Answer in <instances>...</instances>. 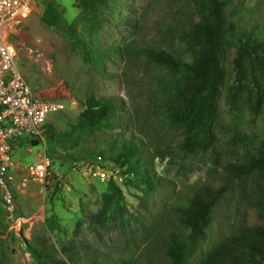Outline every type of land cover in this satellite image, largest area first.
<instances>
[{"label":"rangeland","instance_id":"374dc122","mask_svg":"<svg viewBox=\"0 0 264 264\" xmlns=\"http://www.w3.org/2000/svg\"><path fill=\"white\" fill-rule=\"evenodd\" d=\"M35 3L37 13L11 37L18 48V66L40 96L61 103L62 108L48 118L44 142L32 146L25 142L13 149L12 174L16 178L40 153L50 159L51 177L45 188L20 193L21 219L15 226L19 233L11 230L0 201V239L14 237L4 248L5 264H31L26 247L36 236L48 238L56 246L61 240L76 238L109 256L137 259L139 264H170L167 237L176 233L185 240L189 235L178 211L179 198L202 184H219L223 171L213 166L210 152L178 156L182 137L167 126L159 93L152 84L163 71L146 62L138 51L146 45H159L183 54V33L198 21L194 0H96L94 10L74 0ZM49 7L62 14L65 23L59 27L44 23L41 15ZM228 10L237 12L246 25L264 21V0H233ZM82 46L90 59H83ZM233 56L231 48L226 52L231 68ZM109 97L119 102L118 120L110 128L86 133L72 130L87 99ZM130 132L156 153L152 168L162 186L153 193L126 184L125 168L121 171L110 159L111 148ZM97 155L104 157L109 172L119 169L117 176L122 179L117 183L125 196L122 220L105 230L92 223L91 217L101 208L108 181L89 175L84 168ZM235 197L229 192L220 201L208 237L189 264L196 263L240 222ZM53 214L56 228L50 231L45 221Z\"/></svg>","mask_w":264,"mask_h":264},{"label":"trees","instance_id":"16d2710c","mask_svg":"<svg viewBox=\"0 0 264 264\" xmlns=\"http://www.w3.org/2000/svg\"><path fill=\"white\" fill-rule=\"evenodd\" d=\"M232 1L194 0L198 21L183 33V54L159 45H146L138 51L146 62L163 71L152 84L159 93L167 126L182 137L178 156L210 152L213 166L223 171L219 184H202L179 198L178 211L189 235L185 240L176 233L167 237L170 264L193 260L208 237L220 201L229 192L236 196L240 222L194 264H264V21L246 25L237 12L228 10ZM74 2L95 9L96 0ZM41 16L54 27L65 23L62 14L50 7ZM231 48L232 68L226 61ZM80 49L83 59H90L84 47ZM118 103L110 97L87 99L85 109L71 124L72 130L86 133L110 128L118 120ZM120 119L124 122L122 116ZM148 150L149 144L130 132L111 148L110 159L121 171L125 168L126 184L153 193L162 182L152 168L156 153ZM107 181L101 208L91 217V222L104 230L120 222L125 212L122 187L113 179ZM45 223L50 231L55 230V215ZM10 240H14L12 235L0 239V264H5L4 248ZM26 249L31 264H139L137 259L109 256L76 238L61 240L56 246L48 238L36 236Z\"/></svg>","mask_w":264,"mask_h":264},{"label":"built area","instance_id":"2783aa9c","mask_svg":"<svg viewBox=\"0 0 264 264\" xmlns=\"http://www.w3.org/2000/svg\"><path fill=\"white\" fill-rule=\"evenodd\" d=\"M35 0H0V201L4 217L11 230L21 219L18 215V191L34 186L38 190L49 184L51 162L40 153L28 162L22 174H12L13 149L32 141L44 142L47 120L58 112L62 104L40 96L29 84L18 66V48L12 40L20 25L37 13ZM37 143V144H38ZM102 157L89 159L84 164L91 176L101 180L122 179L117 168L112 172L103 165Z\"/></svg>","mask_w":264,"mask_h":264},{"label":"crops","instance_id":"0c3cea01","mask_svg":"<svg viewBox=\"0 0 264 264\" xmlns=\"http://www.w3.org/2000/svg\"><path fill=\"white\" fill-rule=\"evenodd\" d=\"M29 148H30V147H29ZM30 149H31V148H30ZM29 188L36 189V190H37V188L34 187V186H29L27 189H20V190L18 191V197H19V195H20L21 192L24 193V192L28 191ZM34 193H36V192H34ZM37 214H40V211H37Z\"/></svg>","mask_w":264,"mask_h":264},{"label":"water","instance_id":"95a60500","mask_svg":"<svg viewBox=\"0 0 264 264\" xmlns=\"http://www.w3.org/2000/svg\"><path fill=\"white\" fill-rule=\"evenodd\" d=\"M37 143H38L37 140H33V141H32V145H35V144H37Z\"/></svg>","mask_w":264,"mask_h":264},{"label":"clouds","instance_id":"9594fccd","mask_svg":"<svg viewBox=\"0 0 264 264\" xmlns=\"http://www.w3.org/2000/svg\"><path fill=\"white\" fill-rule=\"evenodd\" d=\"M118 169V168H117ZM119 170V169H118Z\"/></svg>","mask_w":264,"mask_h":264}]
</instances>
